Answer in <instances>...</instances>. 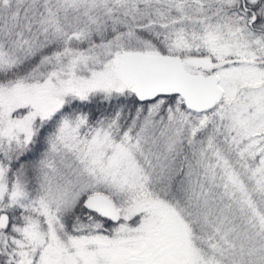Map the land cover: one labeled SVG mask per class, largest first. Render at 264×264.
I'll return each mask as SVG.
<instances>
[{
	"label": "snow or ice",
	"instance_id": "1",
	"mask_svg": "<svg viewBox=\"0 0 264 264\" xmlns=\"http://www.w3.org/2000/svg\"><path fill=\"white\" fill-rule=\"evenodd\" d=\"M0 264H264V0H0Z\"/></svg>",
	"mask_w": 264,
	"mask_h": 264
}]
</instances>
